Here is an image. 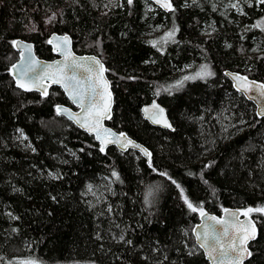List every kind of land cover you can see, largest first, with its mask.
Returning <instances> with one entry per match:
<instances>
[{"label":"trees","instance_id":"16d2710c","mask_svg":"<svg viewBox=\"0 0 264 264\" xmlns=\"http://www.w3.org/2000/svg\"><path fill=\"white\" fill-rule=\"evenodd\" d=\"M170 2L174 11L150 0H0V264H207L192 235L199 212L184 197L214 213L264 207V117L223 74L264 83V30L254 27L264 5ZM48 32L68 34L74 51L104 62L107 124L147 147L149 161L112 145L101 152L56 113L68 104L59 87L42 96L15 86L12 40L50 59ZM202 65L214 75L172 87ZM152 99L172 130L142 118ZM250 217L257 234L246 264H264V214Z\"/></svg>","mask_w":264,"mask_h":264},{"label":"snow or ice","instance_id":"6c2138e0","mask_svg":"<svg viewBox=\"0 0 264 264\" xmlns=\"http://www.w3.org/2000/svg\"><path fill=\"white\" fill-rule=\"evenodd\" d=\"M161 7L174 11L170 0H156ZM129 5L133 4V0H127ZM261 5H264V0H259ZM236 7L235 4L231 5ZM50 19H54V16ZM264 21L258 22L254 27H261L264 30ZM175 32H169L166 37L162 38L165 41L173 39ZM49 44L54 46V50L63 56L62 62H57L54 65L41 66L40 62L35 60L31 53L30 45H21L18 41H12L14 48H22L21 56L22 62L19 65H12L10 72L13 74L16 86L25 91H31L33 88L39 90L42 96L48 95L47 87L44 86L43 81L50 80L51 83L60 84L64 87L65 91L76 103L81 112L78 114H70L69 118L74 119L81 127H84L89 132L96 134V139L100 141V151L103 152L107 144L116 143L122 148L128 146L137 147L141 153L150 157L151 153L147 149L135 145L133 141L129 140L124 134L115 136L110 130L104 129L102 121L111 118V102L112 94L109 91V83L105 79V72L107 69L95 57L88 58V63H85L83 58H76L71 51V41L68 36L56 37L48 41ZM155 47L157 42H152ZM29 53L27 58L24 57V52ZM82 70L87 75L83 78L78 77L77 73ZM214 73L209 69L208 65L200 66L199 70L194 75H186L182 80L178 81L172 87H181L184 81L204 79L211 77ZM235 86L238 91L245 94L255 92L260 97H264V83H256L249 81L247 77L235 75L233 76ZM169 91V89H164ZM159 94V93H157ZM163 109L153 102L150 108H145L146 116L152 120L153 123L162 124L164 127H171L168 121L163 116ZM57 113H68L67 109L57 108ZM257 115L264 116V110H261ZM19 131V130H18ZM23 137V133L21 132ZM27 139L26 137H23ZM151 166V163H150ZM112 176L117 180L118 174L113 171ZM55 178V177H54ZM175 183V181H173ZM179 187V185H177ZM89 192L92 191V186H88ZM183 195V190H181ZM146 202L147 198H146ZM184 202L192 212H199L201 217H206V221L212 223H204L198 225L193 229L197 233L196 239L199 247L206 250L207 255L215 262L220 257L218 264H224V258H227L228 264H244V260L250 257L252 253L248 250L249 241L256 239L255 223L249 218L250 214L257 212L264 214V207H249L242 212H228L225 209V214L231 217L230 220L223 218L217 219L205 213L203 207L197 208L189 202L187 197H184ZM239 216L245 217V221H241ZM220 225L222 231L217 229ZM202 228V231H198ZM124 239L123 236L120 237ZM131 244V241H127ZM3 258L0 257V260ZM18 264H37L35 260L19 261Z\"/></svg>","mask_w":264,"mask_h":264},{"label":"water","instance_id":"95a60500","mask_svg":"<svg viewBox=\"0 0 264 264\" xmlns=\"http://www.w3.org/2000/svg\"><path fill=\"white\" fill-rule=\"evenodd\" d=\"M154 5L162 8L163 10H167L163 7L160 6L159 3L156 2V0H150ZM68 36L70 41H71V44H70V47H71V51L73 53V55L78 58V59H81L83 58L84 62L85 63H88V58H92V57H95L97 60H100L101 63L104 65V67L106 68L104 62L100 59V57L98 55H95L93 53H77L76 51H74L73 49V46H72V39L71 37L66 34V33H58V32H50L47 36V44L51 47V49L53 50L54 52V57L50 58V59H46V58H43V57H39L37 56V54L35 53V49H34V44L29 41V40H26V39H23V38H14L12 41H18L20 42V44L23 46V45H30L31 46V53L30 55L35 58V60L39 61L40 62V65L41 66H46V65H54L56 64L57 62H62L63 61V56L54 50V46L52 44H49L48 41L50 39H52L53 36H56V37H63V36ZM14 48V47H13ZM15 51H17V58L12 62V64L9 66V74L10 76L12 77L13 81H14V84L16 86V82H15V79L13 78V74L10 72V69L12 68V65L16 64V65H19L21 62H22V56H21V52H22V48H14ZM29 55V53H27L26 51L24 52V57L27 58V56ZM223 74L228 78V80L230 81L232 87L235 89V91H237L238 93L242 94L244 96L245 99H247L248 101H250L254 107H255V113L257 115L258 112H260L261 110H264V97H260L259 95H257L255 92H251V93H248V94H245L241 91H238L236 86H235V81L233 79V76L235 75H240V76H244V77H247L249 81H255L256 83H263L262 81H259L257 79H254L252 77H249L247 76L246 74L242 73V72H238V71H232V70H224L223 71ZM78 77L80 78H83L85 77L87 74L84 73L82 70H80L78 73H77ZM105 79L108 81L109 83V91L111 92L112 94V89H111V84H110V80L108 79V76H107V72H105ZM43 84L45 87H47V91L49 89L50 86H57L59 87L62 92L64 93V95L66 96L69 104H57L55 106L56 108V111H57V108L60 107L62 109H67L68 110V113H61L59 115H63L65 118H67L68 120H70L76 127H78L79 129L83 130L84 132H86L87 134L89 135H92L93 136V139L94 141H96L99 145V147H101V144H100V141L96 139V134L94 132H89L87 131L84 127H81L79 123H77L74 119H70L69 118V113L70 114H78L81 112V109L80 107L73 102L72 98L69 96V94L65 91L64 87H62L60 84H54V83H51L50 80H45L43 81ZM17 87V86H16ZM18 88V87H17ZM20 89V88H19ZM23 90V89H21ZM25 91V90H23ZM31 91H37L41 94V92L39 90H36L35 88H33V90ZM153 102H155L159 108L163 109V116L164 118L168 121V123L171 125L170 121H169V118L167 116V113H166V110L165 108L157 101V99H152L150 102L142 105L141 107V115H142V118L145 119L150 125L154 126V127H159V128H162V129H168V130H172V125L171 127H164L162 124H157V123H153L151 119H149L145 112H144V109L145 108H150L151 105L153 104ZM112 106H113V94H112V102H111V115H112ZM58 114V113H57ZM258 117H264V116H261V115H257ZM110 120V119H105L102 121V125H103V128L104 129H107V130H110L113 134H115V136H120V134H124L125 137H127L129 140L133 141V143L135 145H139L140 147L142 148H145L147 149V151L150 153V150L145 147L142 143L138 142L137 140L133 139L131 136H129L126 132L124 131H121V130H117V129H114L113 127L109 126L107 124V121ZM114 146L118 151L120 152H125L127 150H134V151H137L140 155H142L147 161L150 160V157L148 156H145L143 153H141L140 149L137 148V147H132V146H128L127 148H122L120 145L116 144V143H110V144H107V146ZM106 146V147H107ZM105 147V148H106ZM225 209L228 210V212H242V210L240 208H237V207H226L224 208L221 212L219 213H214V212H210V211H207L205 210V213L208 214V215H211V216H215L217 219H220V218H223V219H226V220H230L231 217L227 216L225 214ZM254 223L255 221L253 220L252 217H249ZM239 219L241 221H245V217L243 216H239ZM212 223L211 221H206V217H201L200 215L198 216V221L194 224L193 226V229H196L198 225H203L204 223ZM218 230L222 231V228L220 225H217L216 226ZM255 227H256V223H255ZM192 229V235L194 237V240H195V243L196 245L199 247V244H198V241L196 239V235L197 233L194 232ZM203 229L200 228L198 231H202ZM256 234H257V227H256ZM253 241V240H252ZM252 241H249V244H248V250L250 251V243ZM200 248V247H199ZM200 250L203 252L204 256H205V259L207 261V264H218V261L220 259V257L218 256V259L217 261H213L206 253V250L204 248H200ZM250 257H247L245 260H244V264H246L247 260L249 259ZM224 264H228V261H227V258H224Z\"/></svg>","mask_w":264,"mask_h":264},{"label":"rangeland","instance_id":"374dc122","mask_svg":"<svg viewBox=\"0 0 264 264\" xmlns=\"http://www.w3.org/2000/svg\"><path fill=\"white\" fill-rule=\"evenodd\" d=\"M226 2H225V4L228 6V7H232L231 5H233V4H235L236 5V7H232V8H237L239 5H240V3H242L241 1H243V2H246V3H249L250 2V0H225ZM255 3H259V0H255ZM50 18L51 17H44V19H43V26L45 27H47L48 25H49V23H50ZM49 27V26H48ZM47 33V32H46ZM50 32H48V34H49ZM93 195H94V193H93ZM97 198H98V196H96Z\"/></svg>","mask_w":264,"mask_h":264}]
</instances>
